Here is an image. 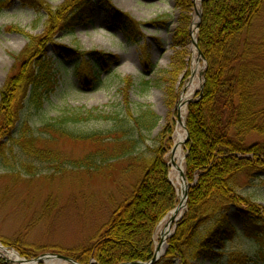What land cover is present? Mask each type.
Returning a JSON list of instances; mask_svg holds the SVG:
<instances>
[{"label":"trees","instance_id":"trees-1","mask_svg":"<svg viewBox=\"0 0 264 264\" xmlns=\"http://www.w3.org/2000/svg\"><path fill=\"white\" fill-rule=\"evenodd\" d=\"M17 1L23 8L42 14L44 22L41 35L25 34L27 42L15 58V71L0 89V156L11 143L10 147L13 144L20 147L29 158L50 161L56 155L35 148L39 134L35 135V124L22 117L24 110L27 106L41 110L44 95L56 85L58 65L69 62L80 83L90 86L103 73L106 75L101 82L112 76L110 66L116 56L96 50L83 52L79 47L60 45L55 40L59 32H72L76 25L93 16L92 0H64L57 7L43 0ZM98 1L104 6L108 22L122 26L127 34L139 28L138 23L115 10L108 0ZM177 6L182 14L173 42L179 46L189 38L185 26L188 16L184 11L191 1L179 0ZM263 8L264 0L202 2L196 39L206 61L205 82L202 92L188 104L185 118L189 141L185 144L184 174L191 186L186 211L167 239L164 256L154 264H171L176 257L183 264H192L199 257H221L224 239L236 232L230 223L231 213H237L243 237L253 241L258 249L254 257L232 252L227 256L228 263L264 264V206L241 193L242 186L264 176V33L259 38L253 35ZM48 45H52L54 56H62L61 61L46 55ZM144 66H150L147 58ZM142 84L147 85L148 81ZM120 85L119 92L125 100L133 81L123 78ZM169 97L172 106L175 102L171 92ZM98 116L91 112L86 116L68 114L45 121L40 129L55 138L91 141L101 147L109 144L82 160L80 166L88 171L131 156L133 162L145 168L143 178L132 194L116 205L89 243L61 254L79 264L149 263L154 257L155 230L176 206V192L169 181V167L164 158L172 146L173 123L166 124L160 133L162 145L150 159H145L134 156L137 139L119 136L126 134L120 131L122 127L106 131L111 136L108 137L101 132H78L70 126V123L87 122L91 117L106 119ZM147 118L151 121L142 123ZM155 124V117L146 113L129 128L144 132ZM19 242L17 239L12 246L20 250ZM36 250L44 252L45 248ZM20 254L26 259L36 256L34 251L20 250ZM0 264L7 263L0 259Z\"/></svg>","mask_w":264,"mask_h":264},{"label":"rangeland","instance_id":"rangeland-1","mask_svg":"<svg viewBox=\"0 0 264 264\" xmlns=\"http://www.w3.org/2000/svg\"><path fill=\"white\" fill-rule=\"evenodd\" d=\"M43 1L51 7L64 2ZM92 1L93 16L76 25L72 32H59L55 40L60 45L79 47L83 52L96 50L116 56L110 66L112 76L101 82L106 75L103 73L92 85L83 86L69 62L58 65L56 85L44 95L41 110L27 106L22 116L31 125L35 124V135L39 134L35 148L55 154L56 159L41 161L29 158L20 147L14 144L10 147L11 143L0 156V245L13 250L26 261H34L44 254H61L89 243L108 221L116 205L132 194L145 169L142 164L139 166L133 162L130 156L116 162L111 160L108 165L88 171L80 166L82 160L109 144L101 147V144L91 141L55 138L42 131L41 125L51 118L68 114L86 116L91 112L95 117L103 115L106 119L91 117L87 122L70 123V126L78 132H101L104 135L116 126L118 129L122 127L120 131L126 134L119 133V136L138 141L134 156L150 159L162 145L160 133L166 124L173 123L174 134L180 96L192 76L191 64L196 52L195 49L191 52L190 38L179 46L173 42L182 14V9L177 6L179 0H108L115 10L127 14L140 25L132 34H127L122 26L108 22L103 4L98 0ZM190 1L191 6L184 11L188 16L185 22L188 35L198 6L194 0ZM43 22L42 14L37 15L33 10L23 8L17 0H0V89L15 71V58L27 42L25 34L41 35ZM263 33L264 8L254 24L253 35L259 38ZM46 55L56 61L62 60V56H54L52 45L46 47ZM146 58L149 68L144 66ZM198 63L203 67L202 60ZM127 77L133 85L124 100L119 92L122 87L120 81ZM144 81L148 84L143 85ZM195 83V91L190 97L192 101L202 83L198 75ZM169 92L174 96L172 106H169ZM146 113L155 117V126L144 132L135 128L130 130L129 126L133 127ZM186 115L187 107L185 118ZM117 119L123 122L115 121ZM144 121L149 123L151 120L147 118L142 123ZM173 134L170 138L172 146L175 144ZM171 148L164 158L169 167V181L176 192V208L180 192L172 163L169 162ZM182 168L184 174V161ZM241 193L264 206V176L242 186ZM229 219L236 232L224 239V254L213 259L199 257L192 264H229L227 256L232 252L255 256L258 247L243 237L237 213H231ZM17 239L20 240V250L34 251L36 256L23 257L20 250L12 246ZM156 240L160 242L154 234V245ZM39 248H45V251L36 250ZM6 255V252L0 251V259L5 263L19 264L7 261ZM35 264H44V260ZM171 264L183 263L181 258L176 257Z\"/></svg>","mask_w":264,"mask_h":264},{"label":"bare ground","instance_id":"bare-ground-1","mask_svg":"<svg viewBox=\"0 0 264 264\" xmlns=\"http://www.w3.org/2000/svg\"><path fill=\"white\" fill-rule=\"evenodd\" d=\"M201 0H194L195 3L199 6V2ZM198 6H196L198 8ZM195 8V10L197 9ZM196 18V16H195ZM195 19L192 21L190 26V32L193 40H196V34H197V27L194 23ZM191 52L194 51V46L191 44L190 46ZM194 57L192 58V76L189 81V83L186 84L178 103L177 111L179 115V120L176 124V128L174 130L173 134V140L175 144H180V142L185 138V132L183 130V123L185 122V109L187 107L188 102L191 100L190 97L193 95L195 88H196V80L197 75L200 79V74L202 67H200L198 63V58L195 57L196 53H193ZM201 81V79H200ZM184 146L180 145L171 156L173 157V164H172V172L176 175V182H177V188L179 190V203L176 207L175 212L172 214H169L157 227L155 237H157L158 242L156 240V245H160L159 247V253L163 251V241L172 233L175 223L179 220L180 217L184 214V199H185V188H184V181L182 179V163L184 161ZM7 261L14 262L17 260L16 256H14L12 253H8L6 255ZM61 263L60 260L53 259V258H45L44 264H59Z\"/></svg>","mask_w":264,"mask_h":264},{"label":"water","instance_id":"water-1","mask_svg":"<svg viewBox=\"0 0 264 264\" xmlns=\"http://www.w3.org/2000/svg\"><path fill=\"white\" fill-rule=\"evenodd\" d=\"M202 1L203 0H201L199 2V6L195 10L196 11V18H195L194 23H195L196 27H198L199 21L201 19V15H202ZM189 38H190V43L194 46V49H195V52H196V55H197L198 60H202L203 61V67H202L201 74H200V79L202 80V83H201V85L199 87V92L201 93L202 90H203V87H204V82H205L204 71L206 69V61H205V58L202 55L201 51L198 48L197 39L196 40H193L192 39L190 29H189ZM199 97H200V94H199ZM191 102H192V100H190L188 102V104L191 103ZM178 120H179V115L177 116V122H178ZM182 127H183V130L185 132V138L180 142V144H178V145L177 144H173V146H172V148L170 150V154H173V152H175L180 145H185L189 141V134H188V131L186 129L185 122L183 123ZM185 158H186V154L184 155V159ZM169 162L173 164V157L172 156H171ZM182 172H183V168H182ZM182 179H183V181L185 183V185H184V188H185L184 207H186L188 189H189V187L191 185H189L188 183H186L184 174L182 175ZM175 210H176V208L173 209L169 214H172L173 212H175ZM180 219H181V217L179 218V220ZM174 231H175V228L173 229L172 233L163 241V251L161 253H159V247H160V245H158V246L156 245L155 246V250H154V257H153V259L149 263H140V262H137L135 264H154L158 260H160V258L165 254V250H166V247H167L166 241H167V239L169 237H171L173 235ZM0 250L6 251L7 253H12L17 258V260H15V262H17L19 264H35L37 262L38 263L39 262H42L45 258H53V259H57V260H60V261L62 260L64 262L68 263V264H79L76 261H74L73 259H71L69 257H66V256H63V255H60V254H44V255L40 256L39 258H37L34 261H26L22 257H19V255L17 253H15L13 250H9V249L7 250L6 248L2 247L1 245H0ZM22 262H24V263H22Z\"/></svg>","mask_w":264,"mask_h":264}]
</instances>
